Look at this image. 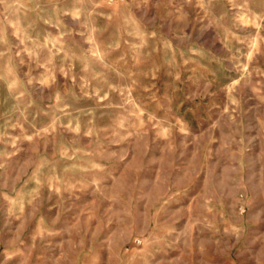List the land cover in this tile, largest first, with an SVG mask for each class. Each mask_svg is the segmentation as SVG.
<instances>
[{
	"label": "rangeland",
	"instance_id": "1",
	"mask_svg": "<svg viewBox=\"0 0 264 264\" xmlns=\"http://www.w3.org/2000/svg\"><path fill=\"white\" fill-rule=\"evenodd\" d=\"M0 264H264V0H0Z\"/></svg>",
	"mask_w": 264,
	"mask_h": 264
}]
</instances>
